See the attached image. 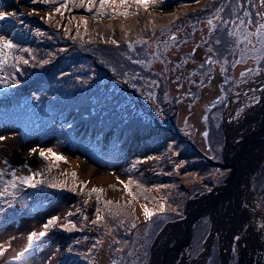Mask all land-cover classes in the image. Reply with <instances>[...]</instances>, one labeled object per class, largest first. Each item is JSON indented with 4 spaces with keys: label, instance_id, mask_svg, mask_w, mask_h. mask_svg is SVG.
<instances>
[{
    "label": "rangeland",
    "instance_id": "obj_1",
    "mask_svg": "<svg viewBox=\"0 0 264 264\" xmlns=\"http://www.w3.org/2000/svg\"><path fill=\"white\" fill-rule=\"evenodd\" d=\"M221 1L212 0L208 4L207 0H164L147 12L140 10L138 15L94 21L91 17L95 9L90 17L79 12L65 17L56 14L54 9L61 0L55 4L0 0V14L8 16L7 20H0V36L16 46L6 52L15 51L23 61L32 63L36 50L42 51V57L60 51L58 58L71 50L59 70L65 67L70 73L79 70L85 74L83 81L65 84L62 92L69 94L68 100L77 109H86L77 114L73 109V113L65 110L66 121L52 124L48 133L44 129L34 134L35 140L23 141L25 138L16 130L0 129V170L6 173L15 170L17 175H29V169L39 171L42 175L37 179L46 184L66 181L62 189L46 184L36 188L18 186L9 190L15 193V198L0 199V264H147L149 247L166 221L184 216L186 204L199 191L225 184L230 167L220 164H224L225 137L230 136L227 125L240 119L249 105L258 100L257 93L264 87V78H259L264 73V44L261 42L264 38L257 34L264 24V2L232 0L243 9L226 11ZM216 3L221 5L215 7ZM67 9L76 7L69 4ZM128 11L136 12V9L132 7ZM224 12L233 15L231 23L224 20ZM49 14L52 20L47 18ZM81 16L88 21L87 32L79 23ZM65 19L71 20V33L64 34ZM39 21L48 25L57 21V32L63 34L59 33L56 39L59 45L53 49L47 46L53 43L55 36L48 35ZM108 39L116 40L118 46L106 43ZM31 41L34 44H29ZM34 41H43V44L37 46ZM2 56L0 54V59ZM91 56L95 63L127 70L126 74L130 75L121 79V83L111 84L105 72L96 73L91 69ZM110 88L125 96L126 106L106 103L105 89ZM24 96L39 105L34 96L28 93ZM130 102L142 103L144 113L149 110L136 122L151 132L149 138L135 140L133 147L125 144L124 131L119 126L120 120L128 117L120 109L128 107ZM131 108L137 109L134 104ZM152 119L171 127L172 131L153 127ZM70 129L77 139H89L93 147L101 148L91 154L84 153L77 140L68 139ZM240 133L237 131L235 137ZM51 134L55 135L47 138ZM187 140L220 164L207 163L194 153ZM106 148H116L124 156L131 154L132 157H113ZM49 149L65 160L42 159L39 152ZM261 157L263 163L264 152L255 154L252 161L249 158L248 165H252L249 173ZM77 159L87 170H83L81 163H75ZM73 172L76 173L75 184L71 175H63ZM4 179L11 177L5 175ZM130 179L134 182L132 192L139 195L137 200H132L120 183ZM137 183L148 190L140 194L135 187ZM73 187L75 191L69 190ZM93 188L103 189L99 202L95 193L89 195ZM243 194L246 212L242 220L249 226L255 241L247 263L264 264V163L250 178ZM106 201L121 205V214L113 217L104 207ZM125 205L128 207H123ZM142 205L156 213L150 220L145 218ZM97 208L101 209L104 219L93 224ZM111 211L115 212V207ZM53 217L59 218L57 224L17 259L27 247L29 234L44 231L43 224ZM69 221L76 225L75 229L63 228ZM211 222L206 213L199 216L197 223L192 222L190 232L184 236L182 246L171 254L169 263H180L182 251L186 261H194L190 264H221L220 239L211 233ZM170 232L161 247L167 240L172 244L174 233ZM210 235L212 244L207 242L211 247L204 257L202 252ZM131 248L134 249L130 251ZM173 257H176L175 262L171 261ZM238 258L241 253H233L231 264H236Z\"/></svg>",
    "mask_w": 264,
    "mask_h": 264
},
{
    "label": "trees",
    "instance_id": "obj_2",
    "mask_svg": "<svg viewBox=\"0 0 264 264\" xmlns=\"http://www.w3.org/2000/svg\"><path fill=\"white\" fill-rule=\"evenodd\" d=\"M211 1L212 0H207V3L209 4ZM222 1L225 3L224 7L226 11H232L231 8L238 9V7L239 9H243V6L239 3L234 5L232 0ZM221 4L216 3L215 7H219ZM74 12H79L86 17H90L93 14L85 11V9L76 8L67 9V11L64 12L63 17ZM226 13L224 12L222 15L224 16V20L229 24L233 20V15L228 12ZM5 16L6 18L4 20H7L8 16ZM70 21L71 20L65 19L66 29L73 28L70 26ZM39 25L48 35L55 36L53 40H51L53 43L49 44L47 49H53L56 45H59L56 39L63 33L59 31V34L57 32V21L52 22V25L39 21ZM77 29H79V27H77ZM66 33L71 32L66 31L64 34ZM34 42H36L37 46H42L43 44V41ZM29 44L32 45L34 43L31 41ZM70 48H72L71 44ZM70 51L71 50L64 52L58 58L60 51H57L54 55H43L42 57V51L36 50L34 52L33 59H31L33 62H28L27 64L23 63V60L16 54L15 51H12L10 54L7 53L6 56L1 57V59H6V63L1 64L2 70L0 71V126H14L19 129L25 139H29L33 138L34 134H38L40 131L42 132L44 129L45 132L48 133L51 125L59 120L66 121L67 117L64 111L67 109L72 111V113L74 110L76 114L84 113L86 111V109H77L75 105L68 100L67 95L69 94H64L62 92L65 91L63 88L65 84L69 85L76 81H83L82 78L85 74V72H81L79 70L70 73V71H67L65 67L61 71L59 70L68 59L67 56ZM76 51L81 53L78 50ZM91 58L93 61V68L91 69L96 73L105 72V77L111 81V84L116 85L121 83V79H125L128 75H130L126 74L128 72L127 70L119 68L115 69V67L110 65L104 67V65L99 62L95 63L93 56H91ZM145 81L147 82V78H145ZM25 82H28V86L24 89L22 87ZM26 93L34 96L39 105L33 104L29 98H26V96H24ZM11 94H13V96L9 97ZM105 94L107 104L113 106L127 105L125 96L119 95L113 88L105 89ZM138 103L130 102L128 107L123 108L122 106L120 112L128 116L137 115L140 119L142 116L148 114L149 110L144 113L140 110ZM132 104L136 106V110L131 108ZM71 120H73V118L68 121ZM52 135L55 134L48 135L47 138ZM67 136L68 139L73 138L74 141L77 140L84 153L91 154L101 148L93 147L92 142L89 139L84 141L77 139L71 132V129L67 132ZM106 149L113 157L118 156L131 159V154H126L124 156L121 150L118 151L116 148ZM263 163H261L260 167Z\"/></svg>",
    "mask_w": 264,
    "mask_h": 264
},
{
    "label": "snow or ice",
    "instance_id": "obj_3",
    "mask_svg": "<svg viewBox=\"0 0 264 264\" xmlns=\"http://www.w3.org/2000/svg\"><path fill=\"white\" fill-rule=\"evenodd\" d=\"M32 2H40V3H44V4H49V3H57L58 0H32ZM164 2V0H99L98 2V7H97V0H61V2H59V6L55 7L54 12L56 14H59L61 16L64 15V12L62 11V9L66 10L69 7V4H71L73 7L76 8H83L85 9L87 12L92 13L93 10L95 9V15H93L91 17L92 20L97 21L98 18H103V17H108L109 19H117L119 17H124V18H128L129 16L132 15H138L140 10H143L145 12H147L149 10L150 7H155L158 4H162ZM197 2H199V0H197ZM262 2H264V0H262ZM135 7L136 12H130L128 11L129 8ZM108 9H112L111 12L108 11ZM247 15V13H246ZM6 18L5 15L0 14V20H4ZM49 20L52 19V15L49 14V16L47 17ZM75 19V18H73ZM71 23V21H70ZM79 23L84 25L85 28V32H87L88 30V21L87 19H85L83 16L80 17L79 19ZM209 24H212V21L209 20L208 21ZM79 27V25H78ZM109 27H111L109 25ZM121 30L125 31L124 26H121ZM66 31H70V29H66ZM79 34V33H78ZM229 35H235V33L229 32ZM257 34L259 36H261L262 38H264V24L260 25V28L257 30ZM103 39V37H102ZM174 39V37H173ZM106 43H111V44H117V41L114 39H108L105 41ZM262 44H264V39H262ZM14 47H16L10 40L5 39L3 36H0V54H2L3 56H6L7 52L6 50H10L13 49ZM24 51H27V49H23ZM239 62V61H238ZM6 63V59H0V64ZM23 63L27 64L28 61L24 60ZM209 63H211V61H209ZM207 135V134H205ZM39 156L44 159V160H52L54 162H60V161H64L65 158L63 156H60L56 153H54L51 149L47 150V151H43L41 150L39 152ZM66 162V161H65ZM5 163L7 164V161H5ZM25 167H27V165H25ZM48 170L50 171V167L48 168ZM29 172L31 174L29 175H17V172L15 170L11 171V172H7L4 170H0V199L6 197V196H13V198H15V193L14 192H10L9 190H15L18 188V186H26L29 188H36L38 185H42V184H46V182L42 179H37V177L42 175V172H32L31 169H29ZM5 175H10L11 179L5 180L4 177ZM63 175H71L72 180L75 184L76 181V173H63ZM120 183H122L124 185V189L127 192V194L132 198V200H137L139 199V195L135 194L132 192L131 188L133 185V181L130 179L127 182L124 181H120ZM47 187H51V188H65L66 187V181H58L55 183H47L46 184ZM135 187L138 188L140 190V194H142L144 191H147L148 189H145L142 185L140 184H135ZM71 191H75V187H73L72 189H69ZM157 191H159V189H156ZM95 193L97 195V202H99L100 199V195L103 193V189H99V188H93L91 190V193H89V195ZM145 200L148 199V197H144ZM11 206V205H9ZM104 207L105 209H108L110 214L115 217L121 214V212L123 211V208L121 205L116 204L113 205L111 201H106L104 203ZM115 207L116 211L112 212V208ZM123 207H128V205H125ZM143 209V214L145 216L146 219L150 220L156 213L154 211L149 210L146 206H141ZM160 211L163 212L164 211V205L161 204L160 206ZM101 213V209L97 208L96 209V219L92 221L93 224H97L101 221H103L104 217L100 214ZM69 215H72L71 213H69ZM58 217H53L51 219H49L46 223L43 224V228L44 231L39 232V234L32 232L29 234L28 236V244L27 247L24 249V252H21L19 254V256L17 257V259H19L20 257L24 256L25 252H28L30 249H32L33 245L35 243H37L38 241H40L43 237H45L47 235V231L48 229L52 228L53 226H55L58 222ZM85 219H87V217H85ZM133 227H135V225H133ZM63 228L65 230H73L76 228V225L72 222H68L67 224L63 225ZM237 239H239L237 237ZM2 254V253H0Z\"/></svg>",
    "mask_w": 264,
    "mask_h": 264
},
{
    "label": "bare ground",
    "instance_id": "obj_4",
    "mask_svg": "<svg viewBox=\"0 0 264 264\" xmlns=\"http://www.w3.org/2000/svg\"><path fill=\"white\" fill-rule=\"evenodd\" d=\"M263 91H264V87L261 90H259V92L257 93L259 96L258 100L255 103L250 104L249 105L250 107L240 117V119L232 127L229 128L230 136L228 135V139H229L228 140L229 141L228 147H230V149L227 150L228 153L231 150L230 141H231V139H233V137H235V133H236L235 131L236 130L242 132L238 135V136H240V135H243L247 132V129H245L246 125L251 126V124L253 123V124H255L254 128H257V127L259 128L257 120L259 121L258 115L261 112V105H262V104H260L259 100H261V102H263V99H261ZM139 108H140V110H142V108H143V105L140 102H139ZM137 119H139L137 115L128 116V117L124 116V118L122 120H120L121 125H119L122 128V130L124 131L123 139H124L125 144H130V145H132V147H133V143L135 140H139V139L143 140V139L149 138V136H151V132L149 130H146L145 128L143 129L137 124V122H136ZM152 123H153V127L161 129V124H159L160 122L158 124H155V122L152 119ZM251 127H253V126H251ZM260 129H261V132L257 135V138H255L254 140H252V138L249 139L250 141H248L249 143L247 144V150L248 151H247L246 155H248V156L250 155L251 161L255 157L256 153L258 154V153L263 152L259 149L264 148V127H261ZM136 131H139V133L136 134ZM253 131L254 130H252L251 132H253ZM232 148L234 149V151L238 152V150L235 147H232ZM78 162L81 163L78 159L75 160V163H78ZM80 165L82 166L83 170H87L86 166H84L82 163ZM243 168H245V164H243ZM247 169H248V171L245 172V174H243V171H245V169L239 168V170L236 172V175H235V180H234L235 184H236L237 180L241 181L242 175L244 176V180H242L243 184H244L247 176L249 175L248 172L250 171V168L247 167ZM87 174L88 173L86 172V175ZM241 197H243V196H240V198ZM220 202H221V200L218 203H216L214 206L212 205L206 211L210 215L209 219H210V222L212 221V225H213V231L211 233H213L215 235L218 234L219 239H220V246H219V242H218V252L220 250H222V253L225 254L228 249L230 250V252L232 254L237 253V255H238V252H239V253H241V258H240L239 264H248L247 262L250 259V256H251L250 253L253 250L252 246L255 245V241L252 239L254 237L251 236V234L249 235L248 233H246L244 231V228L246 226L245 220L244 221L242 220V217L244 219V212H243L244 211V208H243L244 203L242 202L243 204H239V206H238L239 209H238L235 207V205L233 203L228 202V197L223 202H221V203ZM170 220H172V219H170ZM210 231H211V224H210ZM170 233H174L173 237H172V244H170V240H169V243L167 240L166 241L167 244L165 243L166 248L163 249L162 252L156 254L155 258L159 262V264H170L169 258L170 259L172 258L171 254L179 248V247L178 248L174 247V245L176 243L174 241V238L179 233V229H176V231L171 230ZM166 236H164V239L162 241L165 240ZM184 236L186 237V235H184ZM184 236H182V238H181L182 242H184V240H185ZM210 237H211V235H210ZM237 237L239 239H237ZM216 239L218 240L217 235H216ZM236 240H241L242 242H244V244L247 241L248 244L246 243L244 245L241 242L238 245L235 242ZM162 241L159 242L160 245L164 244V243H162ZM105 243H106V241H104V243H103L104 249H105ZM238 249H239V251H238ZM181 253L183 254L182 251H181ZM182 254H180L182 257V261H183L182 264H190L191 261L190 262L186 261ZM175 260H176V257H173V259L171 261L175 262Z\"/></svg>",
    "mask_w": 264,
    "mask_h": 264
},
{
    "label": "water",
    "instance_id": "obj_5",
    "mask_svg": "<svg viewBox=\"0 0 264 264\" xmlns=\"http://www.w3.org/2000/svg\"><path fill=\"white\" fill-rule=\"evenodd\" d=\"M261 99H263V102H261V100H259L260 104H262V105H261V112L258 115L259 121L257 120L259 128L258 127L254 128L255 124H253V123L251 124V126H253V127L246 125L245 129H247V132L245 134L233 138L234 140L231 139V141H230L231 150L229 153L227 151L228 149H230V147H228V143H229L228 140L229 139L227 137H225V142H224L225 144L223 147V161H224L223 165H221L219 162L215 161L213 158L209 157L208 155H206L205 153L200 151L196 146H194L192 143H190L189 140H187L190 144L189 147L192 148L195 151V153H197L199 156H201L207 163H210L213 165H219L220 164V166L226 165V166L230 167V171L225 178V184L215 186L213 189H210V190L199 191L195 195V198L191 199L186 204V206L184 208V216L177 218V219H172V220L166 221V223L161 227V229L159 230L157 235H155V237H154V239H153V241L149 247L150 253H149V258H148L147 264H159V262L155 258L156 253H157L156 250L161 248L159 251V253H160L163 251V249L166 248V245L161 247L159 242H161L164 239V236H166L167 233H169L171 230L176 231V229H179V233L174 238V241L176 242L174 247H176V248L181 247L182 246L181 238H182V236L187 235L190 232V229L193 226L192 222L197 223V220H198L200 215H203L204 213L208 214L206 211L212 205L214 206L220 200H221V202H223L227 197H228V202L233 203L235 205V207L238 209H239V207H238L239 204L244 203L243 202L244 200L242 199L243 197H245L243 194V191L246 189L245 187H247V185L249 184L250 178L252 176L256 175V173L259 169V166L262 163V157L257 162H254L255 163L254 164L255 169L253 171H251V173H249L250 171L248 172L249 175L247 176L244 184L242 181V180H244L243 175H242L243 177L241 176V178H242L241 181L237 180L236 184H235L234 180H235L236 172L239 170V168L245 169V171H243V174H245V172L248 171L247 167L250 168V170H251V167L248 165L250 163L249 162L250 161L249 160L250 155L249 156L246 155V153L248 151L247 150V144L249 143L248 141H250L249 139L252 138V140H254L255 138H257V135L261 132L260 128L264 127V91L262 92ZM153 121L155 122V124H158V121L156 119H153ZM161 128L164 130H167V131H171V128L169 126L161 125ZM252 130H254V131L251 132ZM180 136H182V135L180 134ZM232 147H235L238 150V152L234 151V149ZM259 150L264 152V148H260ZM258 155H259V153H258ZM253 159H255V157ZM243 164H245V168H243ZM240 196H243V197L240 198ZM243 212L245 214V212H246L245 209ZM246 222H248V220ZM212 231H213V225L211 222V232ZM244 231L246 233H248L249 235L251 234V230H250L249 226H245ZM239 241L240 240H236L235 242L239 243ZM164 242H165V240L162 241V243H164ZM207 242H209V244H212L211 243V237H208V240H206V247H205L206 249L202 252V256H204V257L209 253V249L211 247L210 245L207 244ZM218 242H219V240H218ZM259 248H260V246H259ZM260 250H261V248H260ZM219 256H220L221 264H231L232 253L230 252L229 249L227 250V252L225 254L222 253V250H220ZM238 260L240 261L239 258H238ZM239 261L236 262V264H239ZM182 263H183V261L181 260V262L177 263V264H182ZM191 263H194V261L191 260Z\"/></svg>",
    "mask_w": 264,
    "mask_h": 264
},
{
    "label": "flooded vegetation",
    "instance_id": "obj_6",
    "mask_svg": "<svg viewBox=\"0 0 264 264\" xmlns=\"http://www.w3.org/2000/svg\"><path fill=\"white\" fill-rule=\"evenodd\" d=\"M255 78H256V77H255ZM259 78H264V73L261 74V75L259 76ZM255 81H256V80H255ZM235 123H236V122H235ZM235 123H231V124L229 123V124L227 125L228 128L232 127ZM171 126H173V123H171ZM161 129H162V128H161ZM171 131H172V130H171ZM235 132H237V130H236ZM224 133H225V132H224ZM232 134H233V133H232ZM225 135H226V133H225ZM222 159H223V152H222ZM259 169H260V167H259ZM259 169H258V170H259ZM136 245H137V243L134 244L135 247H136ZM132 246H133V245H132ZM132 246H131V247H132ZM133 249H134V248H131L130 251H132ZM137 254L140 255L139 252H138Z\"/></svg>",
    "mask_w": 264,
    "mask_h": 264
}]
</instances>
